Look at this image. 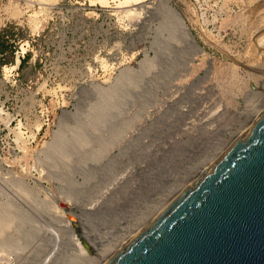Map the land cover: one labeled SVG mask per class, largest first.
I'll return each mask as SVG.
<instances>
[{"label": "rangeland", "instance_id": "1", "mask_svg": "<svg viewBox=\"0 0 264 264\" xmlns=\"http://www.w3.org/2000/svg\"><path fill=\"white\" fill-rule=\"evenodd\" d=\"M168 1L196 45L155 43L159 0H0V195L21 210L12 188L27 189L26 218L36 226L35 199L56 207L55 219H67L83 246L88 229L131 225L264 101V0ZM143 58L151 67L115 119L128 125L120 140L80 165L90 145L54 172L49 154L64 125L76 124L69 119L94 102L93 85L119 86L120 71L139 70ZM53 226L26 258L0 250V264L40 262L55 234L58 249L44 263L62 262L74 248L69 230Z\"/></svg>", "mask_w": 264, "mask_h": 264}, {"label": "water", "instance_id": "2", "mask_svg": "<svg viewBox=\"0 0 264 264\" xmlns=\"http://www.w3.org/2000/svg\"><path fill=\"white\" fill-rule=\"evenodd\" d=\"M154 11L156 43L196 45L168 0ZM101 264H264V108Z\"/></svg>", "mask_w": 264, "mask_h": 264}, {"label": "bare ground", "instance_id": "3", "mask_svg": "<svg viewBox=\"0 0 264 264\" xmlns=\"http://www.w3.org/2000/svg\"><path fill=\"white\" fill-rule=\"evenodd\" d=\"M137 1H141V0H137ZM162 2H163V0H159L158 6H160V4ZM157 28H158V25L155 28H153L152 35H153V33L156 35ZM164 34H165L164 29L160 28L159 35H161V36H159L157 34L158 35L157 36V40H158L157 43L159 44V46L161 48H165L166 46L168 48V46L171 44V41H170V38L165 39L166 34L165 35ZM172 34H173L172 39L174 42L184 43V44H186V46L190 45L189 43H186V42H184V40L179 38V36L176 33L172 32ZM174 35H175V37H174ZM157 46L158 45H156V48H157ZM191 51H192V49H191ZM156 52H157V50H156ZM191 53L189 52V54H191ZM197 53H200V50L198 52L196 50L193 53V55L197 54ZM145 59L146 58H143L140 61L141 71L139 73H137L138 68L136 71L126 70V69L120 71L121 73H119V78H118L119 80L118 81L121 83L119 84V86H117V87L109 86L106 88H102V87L95 86L96 84L93 85V89L91 90L93 92L90 95L94 96L93 97L94 102L90 103L89 105H86L87 106L86 111H84V113L82 115H79L78 116L79 118L76 117L77 116L76 115L73 119H71V118L69 119V117H72L76 113H73L71 116L65 117L67 122H70L69 120H71V121H75L76 124L72 127H70L66 124L64 125L63 132H62L63 135L61 134V136L58 138L56 147L49 154V156H50L49 159L51 161H49L48 164H49L50 168H53L54 172L57 173V168L60 165L64 168L63 162H65L66 160L67 161L70 160L71 156L79 155L80 153H83L86 150H88L91 147L90 145H92V147H93V144H94V148L91 149L90 153L86 154L84 156V158H79V162H80L79 164L80 165H82V163H85L86 160H94V159L98 158L99 156L102 155L101 153L107 151L106 149L109 146H111L114 143H117L120 140L124 129L126 127H128V125L116 124L115 121L117 120L116 119L117 116L121 113L123 104H126L125 102L127 101V97H128V95H130L129 92H131L133 90V88H134V90H135V88H138V87H136V86H138V85H136L137 79H140V76H144L145 74L143 75V72H145L146 70H148L151 67V63L147 62V61H149V59L146 61H145ZM152 61H154V60H152ZM17 64H18V59H16V65ZM152 67H153V65H152ZM152 70H154V69H152ZM127 93H128V95L126 96ZM88 96H89V94H88ZM129 99H130V97H129ZM131 100H134V98L132 97L129 101H131ZM148 104H150V101ZM151 105H153V104H151ZM263 108H264V101L259 103L254 108V110L252 111V114L251 113L248 114V120L245 122V124H243L244 126H242V129L241 130L239 129L240 131L238 130L239 131L238 133L236 132V134L234 136L232 135V136H230V138L222 140V142L216 147V149L213 152L211 151L212 153L210 152V154H208L204 159H202L199 162V164H197L196 166H193V168L191 167L190 172H188L186 174V176L184 178H182L183 179L182 181H180V182L177 181L176 185L167 191V192H169V194L167 196H164V198L162 200L160 199L161 201L159 203H157V201H156L157 204H155L154 206L151 205L153 207L149 208V211L146 210L148 213L145 211V214H143V215L140 214L143 217L142 218L139 217V219L136 218L135 219L136 221H134L132 219V221H134V222L132 223V221H131V223H132V224L130 223L131 225H127V224L122 225V224L118 223L120 226L117 225L116 228L115 227L112 228L113 227L112 225L111 226L108 225L109 228H106L107 225L105 226V228L102 226H99V227L96 226L91 231L90 229H88V227H89L87 225L88 222L84 221L82 223L83 226H85V228H87L90 231L88 233V235L85 236L86 237L85 242H84L85 246H83L81 244V242H79L78 239L75 238L72 229H70V227L68 225L67 219H57V218L55 219L57 208L54 206H51V208L53 207V210L56 209V210H54V212H55L54 213L50 209V205L46 204L43 200H40V199L36 200L35 199V201H33L34 205H32L33 208L31 209L32 213H33V211H34V213H36V219L37 220H35V221H39L38 218H40L42 220L41 224L38 227V223L36 226V224H33L34 222L33 223L30 222V220L26 218L27 217V214H26V212H27L26 211V209H27L26 208L27 207V189H25L21 186H18V187L13 186L14 188H12V189L15 192V197L17 198V200H19L18 203H19V205H21V208H20L21 210H19V208L18 209L13 208L12 205L9 203V200L4 199V197H3L4 195L3 196L0 195V250L10 251L14 255H16L15 257H17V258L18 257L26 258L25 257L26 252H27L26 247L29 245V243H31V242L34 243V241H32V240H34L35 238L41 240V238H40L41 235H43L45 232L52 231L54 229L53 224L55 223V225H58L59 227L64 226L69 230V234H68L69 235V239H68L69 241L67 242V244L71 245L75 250V251L72 250L69 252L63 251L65 253L63 256V261L60 262L61 261L60 260L59 262H57V264H101L121 244H123L132 234H134L153 215H155L156 212L170 198H172L178 191H180L186 184H188L194 177H196L207 165H209L244 130V128L257 116V114ZM123 109H126V107H124ZM66 135H69V136L67 137ZM88 146H89V148H88ZM62 173L64 175H66L65 176V178L67 179L66 181L72 187V185H74V184H73V182H72V184H70V182H69V181H72V180H70V178L68 176L69 172H67V170H66V172H62ZM62 173L58 174V176H60V175L62 176L63 175ZM64 175H63V177H64ZM115 178L116 177H113V179L110 180L107 184L110 185V183H113L112 181ZM59 179H62V178L60 177ZM73 187L70 189H73ZM66 197L68 199H71L72 195L68 194V195H66ZM157 200H159V199H157ZM94 201H95V199L90 200L87 204V207H90V205ZM148 207L149 206H147L146 208L148 209ZM67 213L69 215H71L72 217H75L77 215V213L74 210H67L66 214ZM80 218H81V216H80ZM72 220L74 221V219H72ZM123 220H125V219H123ZM121 222L123 223L124 221H121ZM27 224H28V226H27ZM43 225H45L46 227L45 226L42 227ZM59 227H57V228L59 229ZM92 227H94V226H92ZM103 228L105 230L106 229L107 230L110 229V230L108 232L107 231L105 232L103 230ZM100 230L104 231V232L102 231L104 233V235L101 234ZM109 232H111L112 234L114 233L113 237H111V236L107 237L106 236V235H108ZM52 235L54 236V234H52ZM56 235L57 234H55L56 239L54 237L55 241L54 242L50 241L51 245L49 244V241H48V243L41 241L42 243L49 244L50 248H49V251L42 258V260H39L36 258L37 261L38 260L40 261L38 263L36 262L37 264H43L49 258V256L52 254V252H54L55 250L58 249V246H56L55 244L61 237L60 236L57 237ZM53 236H51V237H53ZM104 239H107V240H104ZM35 244H36V242H35ZM46 244H45V246H46ZM56 261H58V260H56ZM24 264H26V262Z\"/></svg>", "mask_w": 264, "mask_h": 264}, {"label": "built area", "instance_id": "4", "mask_svg": "<svg viewBox=\"0 0 264 264\" xmlns=\"http://www.w3.org/2000/svg\"><path fill=\"white\" fill-rule=\"evenodd\" d=\"M15 57H16L15 59H17V52L15 53Z\"/></svg>", "mask_w": 264, "mask_h": 264}]
</instances>
